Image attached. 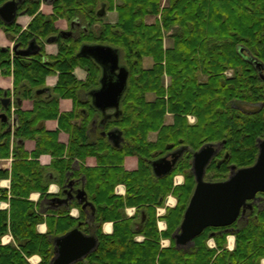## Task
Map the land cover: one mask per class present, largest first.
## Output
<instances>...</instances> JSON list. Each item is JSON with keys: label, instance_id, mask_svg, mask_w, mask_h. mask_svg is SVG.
Returning a JSON list of instances; mask_svg holds the SVG:
<instances>
[{"label": "trees", "instance_id": "obj_1", "mask_svg": "<svg viewBox=\"0 0 264 264\" xmlns=\"http://www.w3.org/2000/svg\"><path fill=\"white\" fill-rule=\"evenodd\" d=\"M40 2L23 0L19 5L32 16L24 30L16 20L0 19V29L19 48L26 49L33 39L38 47L30 56L0 47V72L13 77L12 91L0 89V112L7 115L0 123V159L13 157L11 187L0 186V202L10 204L9 209L0 208V264H31L28 258L34 254L41 257L38 264H50L54 238L76 227L95 235L98 246L74 264H261L262 192V203L247 209L242 224L207 227L188 248L177 247L173 234L196 185L191 171L195 151L207 143L220 146L206 168L205 179L211 181L227 179L232 165L246 167L256 161L258 140L264 137V82L245 55L264 65V0H53L50 14L40 10ZM108 11L117 12L115 22L105 19ZM148 17L154 20L148 22ZM60 18L73 23V35L61 34L56 25ZM52 36L56 54L45 49ZM85 44L116 48L120 64L129 71L117 114H103L92 104L90 91L99 87L102 69L92 57L79 54ZM148 57L152 65L145 67ZM76 67L86 71V79L76 77ZM52 74L58 76L55 86L38 93ZM11 94L33 103L24 110L15 101L13 139L8 131L11 107L2 104ZM63 98L72 100L71 111L60 110ZM239 103L256 109L243 110ZM168 114L172 123H166ZM47 120H56L58 128L48 130ZM113 128L123 135L118 147L103 135ZM62 132L69 135L67 144L60 139ZM151 132H156L155 140L149 139ZM26 140L35 142L31 152L25 149ZM177 150L181 153L173 169L156 176L151 162ZM43 155L51 160L42 163ZM90 156L96 166L86 165ZM127 156L138 158L136 169L124 166ZM177 174L184 175V182L174 185ZM7 176L0 164V180ZM53 181L61 189L57 194L48 192ZM70 182L74 189L85 190L93 208L72 199L67 206L42 212L41 202L64 197ZM120 184L124 195L115 192ZM32 192L40 193L37 204L29 199ZM170 193L177 203L162 216L167 228L159 232L156 208ZM132 206L136 213L128 217L125 208ZM72 207L79 209L77 217L70 215ZM42 222L47 223L45 233L37 231ZM105 222L113 223L111 234L103 232ZM231 231L233 250L226 248ZM7 233L13 241L3 244ZM137 235L143 240L137 241ZM162 237L170 239L169 246L161 247ZM209 239L216 247L208 246Z\"/></svg>", "mask_w": 264, "mask_h": 264}, {"label": "water", "instance_id": "obj_2", "mask_svg": "<svg viewBox=\"0 0 264 264\" xmlns=\"http://www.w3.org/2000/svg\"><path fill=\"white\" fill-rule=\"evenodd\" d=\"M18 0H8L0 5V19L4 23L13 22L18 15ZM24 13V12H22ZM104 13V9H103ZM63 36H70L71 32L61 31ZM56 36L47 39L53 43ZM23 56L34 55L38 52L35 39L24 50H17ZM79 54L92 57L101 67L99 87L90 91L92 104L103 114L107 111L118 113L121 98L126 91L129 71L120 64V55L116 48L106 44H85ZM257 63L261 64L257 60ZM50 91L49 87L38 90V93ZM21 104L20 98L16 99ZM11 99L2 98L5 108ZM2 121L7 120L5 113L0 114ZM8 131H12L11 126ZM114 146H119L123 141L122 132L113 128L103 132ZM258 155L256 161L246 167L231 166L227 179L211 181L205 179L206 168L213 157L218 153L220 146L207 143L193 153L191 171L195 177L196 185L184 212L182 222L173 234L177 247L192 245L196 236L200 235L207 227H227L235 223L247 208L252 209V203L258 199V193H264V138L258 140ZM180 150L174 151L170 157L163 156L151 162L153 172L160 177L169 173L176 164ZM65 197H54L51 201L59 204H69L72 199H77L83 206L93 205L88 201L85 190L74 189L70 182L63 189ZM55 254L50 264H74L86 258L98 246V238L83 232L78 227L57 236L53 240Z\"/></svg>", "mask_w": 264, "mask_h": 264}, {"label": "crops", "instance_id": "obj_3", "mask_svg": "<svg viewBox=\"0 0 264 264\" xmlns=\"http://www.w3.org/2000/svg\"><path fill=\"white\" fill-rule=\"evenodd\" d=\"M52 2H53V0H41V2H40V10L42 12L46 13V14L52 13V11H53ZM31 19H32V16H30L29 14L21 13V15H19L17 17V22L22 27H26L28 25V23L30 22ZM105 19L108 22H115L116 19H117V12L116 11H108V12H106ZM152 19L154 20V17H148L147 21L148 22H152L153 21ZM56 25L58 26V28L60 30H68V31L71 30L72 32L74 31L73 30V23H72V25L69 24V22L66 19L60 18L59 20H57ZM167 44L168 45L171 44L170 40H166V45ZM0 46L1 47H10V48L13 46V41H11L9 38H7L6 34L4 33V31L2 29H0ZM45 48H46V51H47L48 54H56L57 51H58V46H57L56 43H46L45 44ZM74 74L80 80L86 79V76H87L86 71L84 69H82L81 67H76L75 70H74ZM57 80H58L57 74H52V75L47 76V78H46V86L51 89L53 86H55ZM0 89L1 90H6V91L7 90L8 91H12L13 90V77L12 76H5V75L1 74V72H0ZM9 97L11 98V103H13V101H12L14 99L13 98V95L11 94ZM147 97L149 99H153L154 98L152 96L150 97V94H148ZM15 101H16V99H15ZM32 104H33L32 101H30V100H24V101L21 102V105H22L21 108L24 109V110H29V109L32 108ZM59 107H60V110L62 112L71 111L72 108H73V102L69 98H63V99L60 100ZM0 114H2V112H0ZM1 121L2 120L0 118V123H1ZM172 122H173V117H172L171 114H168L167 117H166V123H172ZM45 127L48 130H56L58 128V123H57L56 120H47V121H45ZM14 129L15 128L13 127V130L11 131L12 139H13V136H14V134H13L14 133ZM156 135H157L156 132H151L149 134V139L150 140H155L156 139ZM60 139H61V141L64 144H67V142L69 140V135L67 133H65V132H62L60 134ZM34 147H35V142L33 140H26L25 141V149L28 152H31L34 149ZM39 160L42 163L45 164V163H48L51 160V157L48 156V155H43V156H41L39 158ZM12 161H13V157L12 156H9V157L1 158L0 159V164H1L2 168L8 170V172H9V176H7L6 178H3V179L0 180V186L3 187V188L10 189V187H11L10 172H11ZM96 164H97V161H96L95 157L90 156V157L87 158V160H86V165L87 166L93 167V166H96ZM124 166L127 169H129V170L136 169L138 167V158L136 156H127L125 158V161H124ZM60 190H61L60 189V186L56 182L53 181L52 183H50L49 189H48V192L49 193L57 194ZM115 192L117 194H119V195H124L125 194V186L122 185V184L118 185L115 188ZM168 196L169 197L170 196L171 197H174L173 195L170 194V195H167L165 197V199ZM54 197H61V196L55 195ZM29 199L32 200L33 202H35L37 204L38 201H39V199H40V193L39 192H32L30 194V196H29ZM67 205L66 204H59L57 202L49 201V200L44 199L41 202V204H40L39 207H40V210L42 212H45V211H47L48 208H55V209H57V208H61L62 206H67ZM9 207H10L9 202H6V201L5 202H0V208L1 209H9ZM126 208H134L135 211L132 214V216L135 215V213H136V207H133L132 206V207H126ZM126 208H125V210H126ZM69 213H70V215H72L74 217H77L79 215V209L76 208V207H72L70 209V212ZM126 215L128 216V214H126ZM132 216H128V217H132ZM158 221L159 220L157 219V227H158L159 232L166 230V228H167L166 221L164 219H162V221H163L162 222L163 223L162 225H159ZM102 230L106 234H111L112 231H113V223L112 222H105L102 225ZM37 231L39 233H45L47 231V223L46 222L39 223L37 225ZM88 234H92V233H88ZM143 238L144 237L142 235H137L135 237V239L137 241H142ZM12 241H13V237H12V234L11 233H7L6 235H4L2 237V243L3 244H8V243H10ZM163 241H165L167 244L166 245H163L162 244ZM160 245H161V247H167V246H169L170 245V239L162 237L161 240H160ZM208 246H209V244H208ZM209 247H211V246H209ZM28 260H29V262L31 264H38L40 262V260H41V257L38 254H34L31 257H29Z\"/></svg>", "mask_w": 264, "mask_h": 264}, {"label": "built area", "instance_id": "obj_4", "mask_svg": "<svg viewBox=\"0 0 264 264\" xmlns=\"http://www.w3.org/2000/svg\"><path fill=\"white\" fill-rule=\"evenodd\" d=\"M14 110H15V106L12 105V108H11V112H12V123H13V126H12V130H13V127L15 126V123H14ZM188 120L190 123H194L196 121L195 117L192 116V115H189L188 116ZM183 181H182V176L181 175H176L174 177V180H173V183L174 185H179L181 184ZM177 203V199L175 197H167L165 200H164V204L162 206H158L156 208V215H157V219L159 220L158 223L159 225H162L163 221H162V216H164V214L166 213L167 209L168 208H171V207H174ZM135 209L134 208H126L125 210V213L128 214V216H132V214L134 213ZM165 227V226H164ZM232 234V233H231ZM163 245H166L167 243L165 241H163L162 243ZM208 244L209 246H211L212 248L216 247V244L214 243V241L212 239L208 240ZM235 246V237L233 236H230L229 234L227 235V244H226V248L229 249V250H232ZM261 264H264V259L261 261Z\"/></svg>", "mask_w": 264, "mask_h": 264}, {"label": "flooded vegetation", "instance_id": "obj_5", "mask_svg": "<svg viewBox=\"0 0 264 264\" xmlns=\"http://www.w3.org/2000/svg\"><path fill=\"white\" fill-rule=\"evenodd\" d=\"M19 1V5L21 4V2L23 1V0H18ZM22 12H24V11H20L19 10V7H18V15H17V17L19 16V15H21V13ZM25 13V12H24ZM26 14V13H25ZM17 17H16V21H17ZM31 21V20H30ZM18 23V22H17ZM29 24V23H28ZM28 26V25H27ZM26 26V27H27ZM26 27H22V30H24V29H26ZM3 30V29H2ZM4 31V30H3ZM62 31H66V32H71V35H73V32L71 31V30H62ZM5 33V32H4ZM6 34V33H5ZM70 35V36H71ZM7 36V35H6ZM8 38V37H7ZM12 41V40H11ZM32 41V40H31ZM30 41V42H31ZM36 41V40H35ZM47 42V41H46ZM54 43V42H53ZM30 44V43H29ZM15 45H18V44H15V42L13 41V46L10 48V47H8V48H10V50H11V53L13 54L14 52H16V49H14V46ZM29 46V45H28ZM1 47V46H0ZM3 48H7V47H3ZM21 48H19V47H17V50H20ZM25 49V48H24ZM23 48L21 49V50H24ZM17 53V52H16ZM242 53H245L244 51H242ZM245 57L247 58V60L248 61H250L251 63H253V65H254V67H255V69L257 70V72H258V74H259V76H260V78L263 80V82H264V65L263 64H259V63H257L256 61H255V59H253L250 55H245ZM232 74V73H231ZM6 97H8V96H6ZM10 98V97H9ZM11 99V98H10ZM13 101V103H11L10 102V107L12 108V105H14L15 106V99H13L12 100ZM259 105V104H258ZM250 106H252V109L250 110V111H254L256 108V105H250ZM260 106L261 107H263L264 106V102H262L261 104H260ZM15 110H16V106H15ZM14 110V111H15ZM14 116H15V114H14ZM11 117H12V112H11ZM12 118H10V121L8 120V122H9V126H11V129H12V126H13V123H12ZM14 123H15V126H14V128L16 127V124H17V119H16V117H14ZM264 138V137H263ZM219 152V151H218ZM168 157H170V156H168ZM205 176H206V174H205ZM65 197V196H64ZM63 198V197H62ZM261 197H259L258 199H256L253 203H252V205H253V207L254 206H258V205H260V203H262L261 202ZM56 202V201H55ZM247 209H249V208H247ZM247 209L245 210V212L243 213V215L236 221V222H238V224L239 223H241L242 221H245L246 219H247V216H248V212H247ZM231 232H233V231H231Z\"/></svg>", "mask_w": 264, "mask_h": 264}, {"label": "rangeland", "instance_id": "obj_6", "mask_svg": "<svg viewBox=\"0 0 264 264\" xmlns=\"http://www.w3.org/2000/svg\"><path fill=\"white\" fill-rule=\"evenodd\" d=\"M153 20V19H152ZM47 43V42H46ZM45 43V44H46ZM46 49V48H45ZM47 52V51H46ZM143 65L145 66V67H149V66H151L152 65V59L151 58H146L145 60H144V62H143ZM232 73V71H230V74ZM102 74V73H101ZM101 77V76H100ZM169 81V78L167 77V76H164V82L165 83H167ZM154 97V95H152V94H150V97ZM13 98L15 99V97L13 96ZM239 106H241V108L243 109V110H251L252 109V106H250V105H247V104H244V103H239ZM256 108V107H255ZM177 175H181L182 176V181L184 182V175H182V174H177ZM176 176V175H175ZM182 182V183H183ZM171 194V193H170ZM169 194V195H170ZM171 195H173V194H171ZM174 196V195H173ZM175 197V196H174ZM176 198V197H175ZM177 199V198H176ZM243 222V221H242ZM242 222H241V224H242ZM229 235L230 236H232V234L231 233H229ZM233 236L235 237V234H233ZM235 242H236V239H235ZM226 244H227V242H226ZM190 245H187V246H185L186 248H188ZM264 259V258H263ZM262 259V260H263Z\"/></svg>", "mask_w": 264, "mask_h": 264}, {"label": "bare ground", "instance_id": "obj_7", "mask_svg": "<svg viewBox=\"0 0 264 264\" xmlns=\"http://www.w3.org/2000/svg\"><path fill=\"white\" fill-rule=\"evenodd\" d=\"M107 225H108V224H107ZM107 225H106V226H107Z\"/></svg>", "mask_w": 264, "mask_h": 264}]
</instances>
